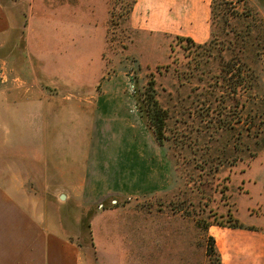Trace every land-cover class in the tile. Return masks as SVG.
I'll return each instance as SVG.
<instances>
[{
  "label": "crops",
  "instance_id": "obj_1",
  "mask_svg": "<svg viewBox=\"0 0 264 264\" xmlns=\"http://www.w3.org/2000/svg\"><path fill=\"white\" fill-rule=\"evenodd\" d=\"M96 1L30 0L24 34L17 37L23 50L17 54L9 50L10 44L16 43L13 34L19 26L0 3L4 75L0 88L4 131L0 138V264H53L51 253L59 247L45 238L50 236L46 229L49 222L57 221L54 203L62 195L65 200L60 202L71 207L72 203H116L140 193L139 171L133 169L132 158L119 170L105 166L103 100L119 97L120 89L103 84V27L95 29L86 16ZM212 1L136 0L129 25L138 32L204 44L211 39ZM96 3L103 5V0ZM15 4L21 7L26 3L15 0ZM58 121L63 126L71 122L72 126L57 134ZM25 126L30 127L28 133L23 131ZM23 140L33 143L22 145ZM8 141H12L10 146ZM245 182L239 199L244 203L242 197H254L255 203L252 199L249 202L251 207L261 206L262 219L252 230L222 229L227 264L264 261V177L258 175L251 185ZM160 187L156 194L169 191L171 183ZM43 203L47 207H42ZM252 220L249 227L255 225Z\"/></svg>",
  "mask_w": 264,
  "mask_h": 264
},
{
  "label": "rangeland",
  "instance_id": "obj_2",
  "mask_svg": "<svg viewBox=\"0 0 264 264\" xmlns=\"http://www.w3.org/2000/svg\"><path fill=\"white\" fill-rule=\"evenodd\" d=\"M29 1L25 0L26 4L19 7L14 6L15 0H0L10 15L15 16L14 25L19 26L13 34L16 43L10 44V53L23 50L22 40L17 37L24 34L23 26L31 11ZM96 2L93 7L90 5L86 16L95 29L103 27V84L119 88L121 96H108L103 100L105 166L119 170L127 167L130 164L127 160L132 158L133 169L139 171L140 193L131 199L95 206L72 203L69 207L56 199L57 221L49 222L48 229L44 227L50 236H43L59 247L56 253H51L52 263L212 264L213 257L206 256L208 239L212 237L222 264H227L226 237L222 229L252 230L262 219L261 206L251 207L255 198L242 197L243 203L239 195L245 191L246 180L251 185L258 175L264 177V106L247 105L242 112V122L235 124L237 131L232 134L236 137L240 134L244 149H249L240 154L241 161L218 171L215 165L194 169L188 164L192 156H187L188 152L180 147L185 125L178 115L179 108L174 107L186 90L183 74L196 56L194 51L175 37L130 29L128 10L132 0H103V5ZM225 7L232 15L252 13L264 19V0H227ZM231 22L237 23L233 18ZM1 55L0 49V88L4 76ZM5 76L7 79V74ZM152 81H155L154 89L160 102L171 111L168 127L171 140L166 152L158 145L153 130L140 112ZM192 85L197 87L199 83L194 80ZM185 87L188 92V86ZM202 89L199 86L198 93ZM195 125L198 126V122ZM65 126L70 127L72 123L63 126L58 121L57 134L65 131ZM74 127L76 130V125ZM24 129L25 133L30 131L29 126ZM2 135L0 123V138ZM11 143L8 141V145ZM26 143L33 141L23 140L21 144ZM170 183L169 191L156 194L161 190L160 185ZM26 191L34 193L33 189ZM42 195L46 202L45 194ZM251 199L253 201L249 202ZM45 206L43 203L42 207ZM250 219L255 224L252 227L248 225ZM210 223L217 225L207 228ZM235 226L239 228H232Z\"/></svg>",
  "mask_w": 264,
  "mask_h": 264
},
{
  "label": "trees",
  "instance_id": "obj_3",
  "mask_svg": "<svg viewBox=\"0 0 264 264\" xmlns=\"http://www.w3.org/2000/svg\"><path fill=\"white\" fill-rule=\"evenodd\" d=\"M135 1L132 0L128 10V21ZM225 5L227 0L212 1L208 42L196 44L191 39L177 37L196 55L181 78L186 90L174 105L179 108L178 115L185 125L180 147L188 152L187 156H192L188 164L196 170L197 166L215 165L218 171L241 161L240 154L249 149H244L240 134L239 137L232 134L237 131L235 124L242 122V112L247 105L264 106V19L252 13L232 15ZM231 18L237 23H232ZM194 80L199 83L197 87L192 85ZM154 85L152 81L140 112L153 130L158 145L166 152L171 140L168 135L171 111L160 102ZM199 86L203 88L201 93H198ZM213 225L217 224L210 223L207 228ZM206 256L213 257L212 264H222L212 237L208 239Z\"/></svg>",
  "mask_w": 264,
  "mask_h": 264
},
{
  "label": "water",
  "instance_id": "obj_4",
  "mask_svg": "<svg viewBox=\"0 0 264 264\" xmlns=\"http://www.w3.org/2000/svg\"><path fill=\"white\" fill-rule=\"evenodd\" d=\"M60 199H61V200H65V196L62 195V196L60 197Z\"/></svg>",
  "mask_w": 264,
  "mask_h": 264
}]
</instances>
